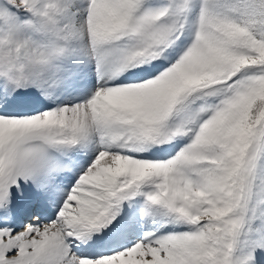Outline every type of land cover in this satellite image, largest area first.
Returning <instances> with one entry per match:
<instances>
[{
  "label": "snow or ice",
  "instance_id": "snow-or-ice-1",
  "mask_svg": "<svg viewBox=\"0 0 264 264\" xmlns=\"http://www.w3.org/2000/svg\"><path fill=\"white\" fill-rule=\"evenodd\" d=\"M0 264H264V0H0Z\"/></svg>",
  "mask_w": 264,
  "mask_h": 264
},
{
  "label": "rangeland",
  "instance_id": "rangeland-1",
  "mask_svg": "<svg viewBox=\"0 0 264 264\" xmlns=\"http://www.w3.org/2000/svg\"><path fill=\"white\" fill-rule=\"evenodd\" d=\"M30 207L32 208V207H34V206L25 204V205H23V206L21 207V210H20V211H21V217L24 216L25 213L28 214V212L31 210ZM36 207H37V206H36ZM28 209H30V210L28 211ZM30 214H31V213L29 212V215H30ZM26 217H27V216H26Z\"/></svg>",
  "mask_w": 264,
  "mask_h": 264
},
{
  "label": "bare ground",
  "instance_id": "bare-ground-1",
  "mask_svg": "<svg viewBox=\"0 0 264 264\" xmlns=\"http://www.w3.org/2000/svg\"><path fill=\"white\" fill-rule=\"evenodd\" d=\"M31 211L34 212V213H37V212H40V211H43L44 209L40 208L39 206L37 207H30Z\"/></svg>",
  "mask_w": 264,
  "mask_h": 264
}]
</instances>
